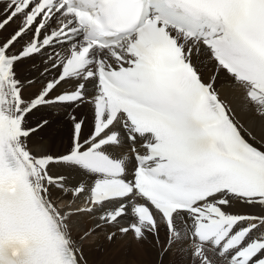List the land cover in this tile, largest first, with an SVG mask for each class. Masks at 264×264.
<instances>
[{"label": "snow or ice", "instance_id": "6c2138e0", "mask_svg": "<svg viewBox=\"0 0 264 264\" xmlns=\"http://www.w3.org/2000/svg\"><path fill=\"white\" fill-rule=\"evenodd\" d=\"M124 242L264 264V0H0V264Z\"/></svg>", "mask_w": 264, "mask_h": 264}, {"label": "bare ground", "instance_id": "6f19581e", "mask_svg": "<svg viewBox=\"0 0 264 264\" xmlns=\"http://www.w3.org/2000/svg\"><path fill=\"white\" fill-rule=\"evenodd\" d=\"M106 264H154L155 252L149 246H141L126 242L109 250L105 257ZM170 260L178 261L179 256L170 257Z\"/></svg>", "mask_w": 264, "mask_h": 264}, {"label": "clouds", "instance_id": "9594fccd", "mask_svg": "<svg viewBox=\"0 0 264 264\" xmlns=\"http://www.w3.org/2000/svg\"><path fill=\"white\" fill-rule=\"evenodd\" d=\"M28 246V241L24 239H15L4 242L5 249L11 254L13 258L20 257V255L28 248Z\"/></svg>", "mask_w": 264, "mask_h": 264}]
</instances>
